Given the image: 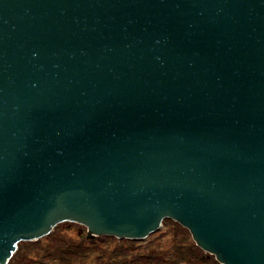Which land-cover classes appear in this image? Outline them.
Returning a JSON list of instances; mask_svg holds the SVG:
<instances>
[{"label":"water","instance_id":"water-1","mask_svg":"<svg viewBox=\"0 0 264 264\" xmlns=\"http://www.w3.org/2000/svg\"><path fill=\"white\" fill-rule=\"evenodd\" d=\"M164 218L264 264V0H0V264Z\"/></svg>","mask_w":264,"mask_h":264},{"label":"rangeland","instance_id":"rangeland-1","mask_svg":"<svg viewBox=\"0 0 264 264\" xmlns=\"http://www.w3.org/2000/svg\"><path fill=\"white\" fill-rule=\"evenodd\" d=\"M182 227L183 225L178 221L165 218L158 229L144 238L128 240L101 234L92 237L89 242L86 237L87 227L84 224L75 221L58 222L51 232L82 246L76 255L66 260L45 257L43 248L50 244L47 234L38 239L20 240L19 242L28 247L29 254L33 258H40L39 260L45 264H145L147 260L155 257L159 261L149 264H176L171 254L172 247H175L178 242L194 241L189 229L185 227L186 231ZM214 258L216 259L215 255ZM177 264L188 263L180 261Z\"/></svg>","mask_w":264,"mask_h":264},{"label":"trees","instance_id":"trees-1","mask_svg":"<svg viewBox=\"0 0 264 264\" xmlns=\"http://www.w3.org/2000/svg\"><path fill=\"white\" fill-rule=\"evenodd\" d=\"M47 235L49 237L50 244L46 248H43L44 250L43 254H45V257H50L56 260L57 259L66 260L68 257L76 255L79 252V250L82 249L81 244L80 245L77 243L75 244L69 239L58 237L56 236L55 233H52L51 231ZM109 237H113V236H109ZM121 239L134 240L132 238H121ZM91 240H92L91 238H88L89 242ZM182 242L184 243L178 242L175 245V247H172L171 254L172 257L176 260V264L179 263L180 261H185L188 264H220L214 258V255L205 252L194 241L192 242L182 241ZM39 259L33 258L29 254L28 247L25 244L19 242L16 250L10 257L7 264H45ZM158 261L159 260L155 257L152 260H147V263L145 264H149L150 262H158Z\"/></svg>","mask_w":264,"mask_h":264}]
</instances>
